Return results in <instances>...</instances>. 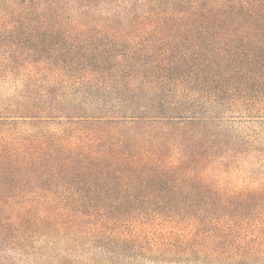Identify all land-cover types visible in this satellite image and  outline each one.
Returning a JSON list of instances; mask_svg holds the SVG:
<instances>
[{
    "label": "trees",
    "instance_id": "obj_1",
    "mask_svg": "<svg viewBox=\"0 0 264 264\" xmlns=\"http://www.w3.org/2000/svg\"><path fill=\"white\" fill-rule=\"evenodd\" d=\"M0 264H264V0H0Z\"/></svg>",
    "mask_w": 264,
    "mask_h": 264
}]
</instances>
